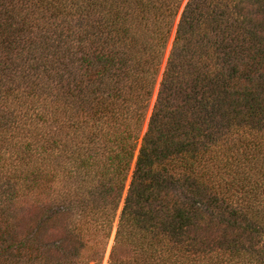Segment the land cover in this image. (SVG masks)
I'll use <instances>...</instances> for the list:
<instances>
[{
    "label": "trees",
    "instance_id": "1",
    "mask_svg": "<svg viewBox=\"0 0 264 264\" xmlns=\"http://www.w3.org/2000/svg\"><path fill=\"white\" fill-rule=\"evenodd\" d=\"M0 264H264V0H0Z\"/></svg>",
    "mask_w": 264,
    "mask_h": 264
},
{
    "label": "rangeland",
    "instance_id": "2",
    "mask_svg": "<svg viewBox=\"0 0 264 264\" xmlns=\"http://www.w3.org/2000/svg\"><path fill=\"white\" fill-rule=\"evenodd\" d=\"M186 1H187V0H185V2H186ZM172 39H173V35H172V38H171L170 44H171V42H172ZM169 49H170V45H169V48H168L167 53H166V58H167V55H168ZM165 61H166V59H165ZM156 92H157V90H156ZM156 92H155L154 97H153V99H152V103H151V107H150V111H149V114H148V115H150V113H151V108H152L153 103H154V101H155Z\"/></svg>",
    "mask_w": 264,
    "mask_h": 264
},
{
    "label": "water",
    "instance_id": "3",
    "mask_svg": "<svg viewBox=\"0 0 264 264\" xmlns=\"http://www.w3.org/2000/svg\"><path fill=\"white\" fill-rule=\"evenodd\" d=\"M170 46H171V44H170Z\"/></svg>",
    "mask_w": 264,
    "mask_h": 264
}]
</instances>
